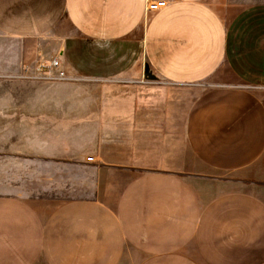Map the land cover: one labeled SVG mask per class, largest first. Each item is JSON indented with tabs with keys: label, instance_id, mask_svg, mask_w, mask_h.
<instances>
[{
	"label": "crops",
	"instance_id": "crops-1",
	"mask_svg": "<svg viewBox=\"0 0 264 264\" xmlns=\"http://www.w3.org/2000/svg\"><path fill=\"white\" fill-rule=\"evenodd\" d=\"M166 2L0 0V75L73 79L24 99L0 264H264V5Z\"/></svg>",
	"mask_w": 264,
	"mask_h": 264
},
{
	"label": "rangeland",
	"instance_id": "rangeland-1",
	"mask_svg": "<svg viewBox=\"0 0 264 264\" xmlns=\"http://www.w3.org/2000/svg\"><path fill=\"white\" fill-rule=\"evenodd\" d=\"M255 5L263 6L264 0H230L229 17L237 18L243 9L249 11ZM225 13L226 11L224 15ZM246 27V32L259 30L257 26L253 25ZM233 29H236V26ZM2 47L14 48L13 40L0 37V48ZM31 74L33 76H27L23 72L20 75H0V193L14 191L15 185L20 186L24 194L35 193L38 188L39 178L31 175L29 167L21 166L23 162L15 159L13 157L15 155L12 153L15 144L19 146L28 140L22 138V135L27 133L29 128V122L23 121L21 116L22 113H29L28 102H25L24 99L52 96L54 93L61 92L54 86L49 88L39 86L40 83L54 85L73 81V79L45 80L40 73ZM194 91L191 89L183 90V96L188 98L185 102L190 103ZM197 91V93L200 92V90Z\"/></svg>",
	"mask_w": 264,
	"mask_h": 264
},
{
	"label": "built area",
	"instance_id": "built-area-1",
	"mask_svg": "<svg viewBox=\"0 0 264 264\" xmlns=\"http://www.w3.org/2000/svg\"><path fill=\"white\" fill-rule=\"evenodd\" d=\"M167 6L166 0H147V11L155 12L159 11ZM24 74L27 76H33L31 73L33 70L31 67H25L23 69ZM34 71L40 73V75L48 80H65L67 76L65 75L63 69L61 68V63L59 58L52 59L49 63H39L35 66Z\"/></svg>",
	"mask_w": 264,
	"mask_h": 264
},
{
	"label": "water",
	"instance_id": "water-1",
	"mask_svg": "<svg viewBox=\"0 0 264 264\" xmlns=\"http://www.w3.org/2000/svg\"><path fill=\"white\" fill-rule=\"evenodd\" d=\"M145 76L149 80H155L156 79V77L152 73H150L149 68L146 69V75Z\"/></svg>",
	"mask_w": 264,
	"mask_h": 264
}]
</instances>
